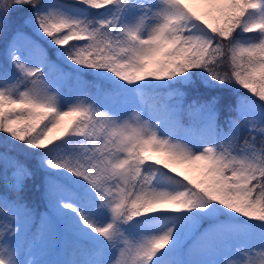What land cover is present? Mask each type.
Instances as JSON below:
<instances>
[{
	"label": "snow or ice",
	"instance_id": "6c2138e0",
	"mask_svg": "<svg viewBox=\"0 0 264 264\" xmlns=\"http://www.w3.org/2000/svg\"><path fill=\"white\" fill-rule=\"evenodd\" d=\"M0 264H264V0H0Z\"/></svg>",
	"mask_w": 264,
	"mask_h": 264
},
{
	"label": "trees",
	"instance_id": "16d2710c",
	"mask_svg": "<svg viewBox=\"0 0 264 264\" xmlns=\"http://www.w3.org/2000/svg\"><path fill=\"white\" fill-rule=\"evenodd\" d=\"M241 93L244 94L243 90H241ZM225 102L226 103H234L235 102V96L231 93H225ZM31 188V184H29V189ZM27 199L31 202L34 199L33 194L29 190L27 194Z\"/></svg>",
	"mask_w": 264,
	"mask_h": 264
},
{
	"label": "rangeland",
	"instance_id": "374dc122",
	"mask_svg": "<svg viewBox=\"0 0 264 264\" xmlns=\"http://www.w3.org/2000/svg\"><path fill=\"white\" fill-rule=\"evenodd\" d=\"M25 32H26L27 34L31 35V33H30V32H28V30H27V29H25Z\"/></svg>",
	"mask_w": 264,
	"mask_h": 264
}]
</instances>
